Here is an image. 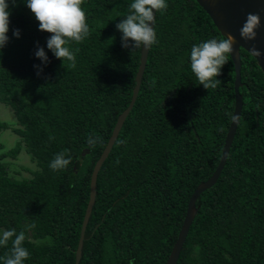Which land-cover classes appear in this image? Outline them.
<instances>
[{
	"label": "trees",
	"instance_id": "1",
	"mask_svg": "<svg viewBox=\"0 0 264 264\" xmlns=\"http://www.w3.org/2000/svg\"><path fill=\"white\" fill-rule=\"evenodd\" d=\"M132 2L83 0L90 36L66 45L75 68L63 67L47 48L51 34L39 30L25 0L9 2L0 105L12 110L20 139L0 155V229L25 233L24 264H75L93 166L135 85L140 49L122 47L116 28ZM166 3L155 14L158 43L148 49L133 107L97 174L78 264H164L190 195L220 159L234 109V65L228 56L221 83L207 90L191 71L190 52L225 37L196 0ZM38 47L47 65L36 58ZM239 53L240 118L216 183L196 200L176 264H264V74L254 57ZM34 65L43 69L39 75ZM6 127L0 121V130ZM89 135L101 138L95 148L88 147ZM22 146L38 169L17 180L1 159ZM65 149L71 164L51 170ZM10 248L11 241L0 246V264Z\"/></svg>",
	"mask_w": 264,
	"mask_h": 264
},
{
	"label": "clouds",
	"instance_id": "2",
	"mask_svg": "<svg viewBox=\"0 0 264 264\" xmlns=\"http://www.w3.org/2000/svg\"><path fill=\"white\" fill-rule=\"evenodd\" d=\"M9 2L15 5L16 0H0V50H2L9 37L10 11ZM26 6L34 14L39 22V30L50 33L47 39V48L54 56L62 61V66L76 67V55L66 45L71 42L82 43L90 36V28L86 22V14L81 5L83 0H25ZM166 0H134L129 6V14L116 24V28L122 33L121 46L136 49H150L158 43L155 28V14L167 10ZM155 12V14H154ZM261 20L259 14L249 13L243 24L240 35L245 40H253L256 37V30L260 27ZM19 38V29L13 32ZM235 38L231 35L224 39L212 38L202 43L193 45L190 52V67L200 85L205 89H216L221 83L217 77L221 74L222 67L228 62V56L233 52ZM78 51V49H76ZM252 54L260 56L261 52L256 48L251 50ZM36 58L40 59L44 65L49 62L48 56L43 47H38L35 52ZM39 71L42 68L34 65ZM240 116L231 114L232 123L238 124ZM53 139V137H49ZM101 142V138L89 135L87 144L89 148ZM123 143V141H119ZM67 157V158H66ZM72 158L65 149L57 153L49 164L53 171L67 169ZM35 227V224L32 225ZM11 241L10 252L3 257V264H24L30 253L24 247L25 233L16 230H6L0 235V246L7 247ZM129 264H132L130 261Z\"/></svg>",
	"mask_w": 264,
	"mask_h": 264
},
{
	"label": "water",
	"instance_id": "3",
	"mask_svg": "<svg viewBox=\"0 0 264 264\" xmlns=\"http://www.w3.org/2000/svg\"><path fill=\"white\" fill-rule=\"evenodd\" d=\"M196 1L202 7V9L209 15L217 30L224 37L231 35L235 38L233 44V52L229 54V56L233 62L234 71H235V77H234L235 99H234L233 114L240 116L242 109V96L239 92V87L241 85V76H240L241 62H240V53H239L240 48H243L246 52H248L252 57L255 58L259 68L264 74V0H196ZM249 13L259 14L261 20L260 27L256 30V37L253 40H245L240 35V30L243 24L245 23L246 17ZM151 26L154 27V25ZM253 48L259 50L261 52V55L256 56L252 54L251 50ZM147 54H148L147 48L140 49L139 66L135 75V85L132 90V95L129 104L118 115L115 125L112 129L111 135L107 140V143L104 146L100 156L98 157V159L96 160L93 166L92 173L90 176L89 200L82 220L78 244L75 251V264L79 263L81 257L84 232L96 196L97 174L99 172L102 163L108 156L125 118L127 117L128 113L133 107V104L135 102L140 87L143 72L145 69ZM236 127L237 124L232 123L231 120L225 135L220 159L216 165L215 170L207 180L200 182L196 186L192 194L190 195L187 203L185 216L182 225L180 227V230L178 232L176 241L173 244L169 256L164 264H176L180 251L184 244L185 238L187 236L189 227L197 212V207L195 204L196 200L203 191L209 189L212 185L216 183L225 165L231 147V143L234 138Z\"/></svg>",
	"mask_w": 264,
	"mask_h": 264
},
{
	"label": "rangeland",
	"instance_id": "4",
	"mask_svg": "<svg viewBox=\"0 0 264 264\" xmlns=\"http://www.w3.org/2000/svg\"><path fill=\"white\" fill-rule=\"evenodd\" d=\"M0 121L7 123V127L0 130L1 155L12 149L20 137L13 132V128L18 127V123L9 107L0 105ZM1 162L5 164L8 176L17 180L31 178L32 171L38 169L37 164L31 160L23 146L15 157L5 156ZM3 232L4 230L0 229V233Z\"/></svg>",
	"mask_w": 264,
	"mask_h": 264
}]
</instances>
